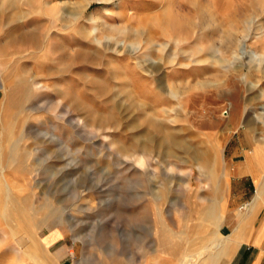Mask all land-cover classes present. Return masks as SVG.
<instances>
[{"label":"rangeland","instance_id":"rangeland-1","mask_svg":"<svg viewBox=\"0 0 264 264\" xmlns=\"http://www.w3.org/2000/svg\"><path fill=\"white\" fill-rule=\"evenodd\" d=\"M255 142L264 172V0H0V264L57 227L85 264L220 256L193 230Z\"/></svg>","mask_w":264,"mask_h":264},{"label":"crops","instance_id":"crops-1","mask_svg":"<svg viewBox=\"0 0 264 264\" xmlns=\"http://www.w3.org/2000/svg\"><path fill=\"white\" fill-rule=\"evenodd\" d=\"M257 143L250 144L249 148L239 147L240 145L231 148L229 162L233 165V173L227 179L229 186L220 201H215L218 207L214 208L211 221L216 226L221 222L220 226L213 236L207 234L204 238L199 235L201 224L196 225L190 240L192 252L189 256L202 255L216 245L219 248L221 241H216V234L218 240H224L223 252L220 256L212 252L197 264H264V172L251 153ZM56 229L61 232L60 236H55L54 229L43 231L40 236L42 243L46 245L42 248L47 252L50 264H85L81 260L78 241L68 236L63 228ZM180 234L183 238V233ZM170 248L164 246L160 255L153 251L146 256L143 252L137 258L124 257L120 253L111 261L100 258L97 264L102 260H106L108 264H176L174 260L180 258V253L174 254ZM30 258L37 261L34 255ZM184 261L180 260L183 264ZM191 261L193 259L188 262Z\"/></svg>","mask_w":264,"mask_h":264},{"label":"built area","instance_id":"built-area-1","mask_svg":"<svg viewBox=\"0 0 264 264\" xmlns=\"http://www.w3.org/2000/svg\"><path fill=\"white\" fill-rule=\"evenodd\" d=\"M224 114H225V115H229L228 110H225V111H224Z\"/></svg>","mask_w":264,"mask_h":264},{"label":"bare ground","instance_id":"bare-ground-1","mask_svg":"<svg viewBox=\"0 0 264 264\" xmlns=\"http://www.w3.org/2000/svg\"><path fill=\"white\" fill-rule=\"evenodd\" d=\"M24 258V257H23Z\"/></svg>","mask_w":264,"mask_h":264}]
</instances>
